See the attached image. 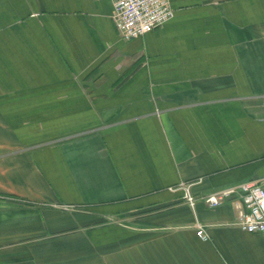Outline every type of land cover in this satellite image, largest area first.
I'll list each match as a JSON object with an SVG mask.
<instances>
[{"label":"crops","instance_id":"0c3cea01","mask_svg":"<svg viewBox=\"0 0 264 264\" xmlns=\"http://www.w3.org/2000/svg\"><path fill=\"white\" fill-rule=\"evenodd\" d=\"M171 3L125 40L112 0H0V264H264L204 201L264 178V0Z\"/></svg>","mask_w":264,"mask_h":264},{"label":"built area","instance_id":"2783aa9c","mask_svg":"<svg viewBox=\"0 0 264 264\" xmlns=\"http://www.w3.org/2000/svg\"><path fill=\"white\" fill-rule=\"evenodd\" d=\"M112 18L120 36L130 40L145 35L159 28L174 17L175 9L171 0H112ZM184 197L194 205V196L190 185H183ZM233 194L239 196L235 201L237 224L249 233L264 235V178L245 181L237 186L213 192L204 197L206 205L216 207L221 205ZM197 235L203 240L209 239L204 226L197 227Z\"/></svg>","mask_w":264,"mask_h":264},{"label":"rangeland","instance_id":"374dc122","mask_svg":"<svg viewBox=\"0 0 264 264\" xmlns=\"http://www.w3.org/2000/svg\"><path fill=\"white\" fill-rule=\"evenodd\" d=\"M9 256V255H8ZM7 256H5V257H1L0 258V262L1 263H4L5 262V259H8V260H10V259H16V258H20L21 256L20 255H17V256H15V257H7Z\"/></svg>","mask_w":264,"mask_h":264},{"label":"water","instance_id":"95a60500","mask_svg":"<svg viewBox=\"0 0 264 264\" xmlns=\"http://www.w3.org/2000/svg\"><path fill=\"white\" fill-rule=\"evenodd\" d=\"M232 198V196H230L228 199Z\"/></svg>","mask_w":264,"mask_h":264}]
</instances>
